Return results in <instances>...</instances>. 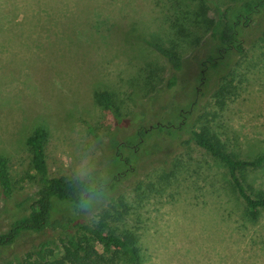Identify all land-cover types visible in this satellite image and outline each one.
<instances>
[{
  "label": "rangeland",
  "instance_id": "1",
  "mask_svg": "<svg viewBox=\"0 0 264 264\" xmlns=\"http://www.w3.org/2000/svg\"><path fill=\"white\" fill-rule=\"evenodd\" d=\"M159 13L154 0H0V155L15 181L10 201L0 194V233L29 202L15 204L36 190L25 138L44 127L50 176L120 175L75 213L91 222L101 209L111 214L122 201L116 224L137 232L141 264H264V210L256 222L243 220L244 204L222 162L187 142V128L170 141L156 131L175 132L172 127L149 131L142 143L135 133L156 121L173 122L181 106L189 110L195 98L188 86L200 89L199 58L209 51L206 42L191 55L186 49L176 84L166 92L153 80L160 90L144 98L149 87L138 76L144 62L163 80L169 72L156 52L127 35L157 38L164 29ZM246 38L253 44V36ZM243 52L223 59L221 73L230 69L232 79L220 99L211 96L219 76L208 74L204 95H197L186 122L188 129L206 124L228 153L249 159L264 154V53L250 45ZM101 90L115 92L120 101L123 121L117 125L93 100ZM125 140L126 146L111 144ZM161 165L172 176L159 177ZM242 175L249 192L264 193V163ZM137 182L143 184L141 195ZM65 208L58 203L53 216ZM58 237L56 230L24 231L1 248L0 264H15L44 239L53 240L49 247L58 256Z\"/></svg>",
  "mask_w": 264,
  "mask_h": 264
},
{
  "label": "trees",
  "instance_id": "2",
  "mask_svg": "<svg viewBox=\"0 0 264 264\" xmlns=\"http://www.w3.org/2000/svg\"><path fill=\"white\" fill-rule=\"evenodd\" d=\"M154 3L159 6L160 21L164 25L163 33L157 38H146L140 33L127 35L129 40L139 41L156 52L165 61L169 72L163 80L158 74H154L156 68L149 66L150 61L144 62L138 74L139 77H143V83L147 88L149 87L142 94L144 98L150 97L152 90L154 92L160 90L153 80H157V84L162 82L166 92L176 84L178 73L185 66L181 53L186 49L191 55L206 42L209 44V51L204 58H199L202 67L199 75L197 74L200 89L188 86L189 90H193L195 98L189 101V110L185 113L181 106L175 111L173 122L169 119L163 122L156 121L150 130L139 128L135 133L142 143L149 131H154L155 128L169 130L172 127L175 132L156 131V136H162L163 140L170 141L178 139L177 132L187 128L189 135L187 142H194L225 166L231 189L244 204L243 220L256 222L264 210V193L249 192L242 174L247 168L261 166L264 163V154L259 153L249 159L236 158L225 150L221 140L206 124L188 129L186 119L198 103L197 95H204L202 86L209 79L208 74L219 76L211 96L220 99L228 90L232 73L230 69L221 73L220 66L224 58L243 55L245 45L257 46L264 53V0H154ZM247 34L253 36L251 40L253 44L246 43ZM93 100L107 111L114 125L123 121L119 109L120 101L115 92L95 91ZM88 127L92 129L90 125ZM46 139L47 131L44 127L34 128L25 138L30 151V168L33 172L29 178L36 190L33 195L15 204L16 207H20L24 201L29 202L27 210L20 209L17 214H13L6 230L0 233V250L24 231L35 233L50 229L58 232L61 253L54 256L52 248L49 247L53 240L44 239L35 244L23 259L16 260L15 264H117L119 260L125 264H141L142 253L137 232L116 224L120 220L119 209L123 208L122 201L119 200L112 205L111 214L101 209L97 218L91 222L80 220L75 213L76 209L88 204L102 191L112 188L120 175L111 174V177L103 176L96 180L90 177L50 176L44 152ZM128 143L130 142L126 140L111 141L116 147L126 146ZM96 144L101 147L103 141L96 137ZM97 157L100 156L91 160L96 162L100 159ZM161 168L159 177L172 176V170L166 171L163 165ZM14 182L8 171L7 158L0 155V194L5 201H10L14 197ZM134 189L138 192L137 195H141L143 184L137 182ZM58 203L66 205V213L53 216Z\"/></svg>",
  "mask_w": 264,
  "mask_h": 264
}]
</instances>
